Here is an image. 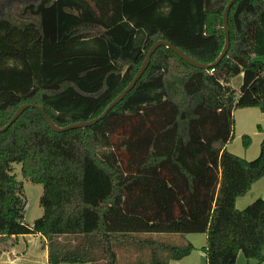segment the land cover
I'll use <instances>...</instances> for the list:
<instances>
[{
    "label": "trees",
    "instance_id": "1",
    "mask_svg": "<svg viewBox=\"0 0 264 264\" xmlns=\"http://www.w3.org/2000/svg\"><path fill=\"white\" fill-rule=\"evenodd\" d=\"M227 2L0 0V128L24 103L58 127L98 116L159 39L209 65L158 46L133 88L86 127L56 132L24 109L0 132L1 250L39 234L46 264H118L115 247L135 234L204 233L205 264H234L239 253L264 264V198L235 206L264 176V138L251 160L225 148L235 108L264 112V0L231 5L229 47L215 64ZM239 74L236 91L228 83ZM15 162L42 185L31 226ZM157 245L176 259L194 248ZM150 263L168 264L154 250Z\"/></svg>",
    "mask_w": 264,
    "mask_h": 264
},
{
    "label": "crops",
    "instance_id": "2",
    "mask_svg": "<svg viewBox=\"0 0 264 264\" xmlns=\"http://www.w3.org/2000/svg\"><path fill=\"white\" fill-rule=\"evenodd\" d=\"M233 79L234 77L231 79V81L228 84L232 88H234L236 91H238L240 83L239 85L234 86ZM233 117H234V129L237 128V132H238L237 135H240V134L250 135L253 139V142L259 146L261 140L264 138V112H262L258 107L235 108L233 110ZM234 129H233V133H234ZM252 139H251V142H252ZM230 144H231V141L227 142L225 145V148L229 152L234 154L235 152L231 151ZM246 151L247 152L241 155L242 158L246 160L253 159V157L257 156L259 153V149L257 150V148L255 149L253 148L252 153L250 155L248 152V147ZM257 198H264V176L258 179L257 181H255L251 185L250 189L244 195L236 198L235 206L238 209H242ZM171 234H174V233H171ZM151 235H152L151 233L135 234L134 236L136 237L137 240H134L130 243H123V244L117 245L116 246L117 249H115L116 256H117V263H119V255H120L119 251L122 250V253H125V252L128 253L129 247L132 246L131 248L132 254L128 255L126 253L129 256L128 260H126L127 263L129 262L131 264H151L150 262L152 258V252L154 250L156 256L161 260L167 261L168 264H197V259H195V256L192 255L193 253L192 250L187 255L179 259L172 258L170 256V253L167 251V249L162 248L159 245H157L158 243L169 244V245L171 244L165 241L156 240ZM19 236L20 235H18L17 237ZM148 236H150L151 238H148ZM17 237L16 239L18 240ZM195 238H196L195 236H191V240L189 241V243L192 244L193 246L196 244L194 241ZM177 239L178 238L174 237L173 240H177ZM42 241H43L42 246L44 249V259H46V262H45L46 264L47 263V247H46L44 238L42 239ZM12 248H13L12 250H0V264H18L17 263L18 256L13 257V253L18 255V252L14 249L13 246ZM239 259L241 260L240 264H248V261L242 258L241 253L237 255V258L234 264L238 263ZM98 262L100 263L101 261H98ZM87 264H93V263L87 262ZM204 264H205V255H204Z\"/></svg>",
    "mask_w": 264,
    "mask_h": 264
},
{
    "label": "rangeland",
    "instance_id": "3",
    "mask_svg": "<svg viewBox=\"0 0 264 264\" xmlns=\"http://www.w3.org/2000/svg\"><path fill=\"white\" fill-rule=\"evenodd\" d=\"M241 75H237L233 79V85H239L241 83ZM237 128L234 129L233 133V139L231 140V151L235 152V155L241 156L243 155L248 147V152L249 155L252 153L253 148H257V150L260 148V145L258 146L253 142V139L250 135L249 142L245 146L243 144L242 140V134L237 135ZM252 139V142H251ZM259 147V148H258ZM256 155V154H255ZM242 157V156H241ZM250 157V156H248ZM256 157V156H254ZM253 157V158H254ZM250 159V158H249ZM11 173H13L16 176L17 181L19 182V186H21V198L25 202V208L23 211V220L24 222L31 226L32 222L40 217L42 215V207L40 206V196L42 194V185L39 183H33L31 182L28 178L24 177L21 173V163H12L11 165ZM154 239L160 240V241H165L167 243H170L171 245L175 246H186L189 241L191 240V236H195V245L194 248L192 249V255L195 256V259H197V264H204V251H203V246L205 245V234L204 233H192V234H171V233H151ZM174 237L178 238L177 240H173ZM18 240L16 239V243L13 244L14 249L18 252V255L13 253V257H17V263L18 264H45L46 259H44V249H43V237L40 236L39 234H23L17 237ZM148 238H151L148 236ZM59 241L63 240H69L70 245L75 244L78 239L77 238H60L58 239ZM173 242H172V241ZM18 241V242H17ZM132 246L129 247L128 253H122V250L119 251V263L118 264H131L127 263L126 260H128V255L132 254L131 250ZM12 246L8 250H12ZM117 249V247H115ZM1 250V247H0ZM128 255H127V254ZM242 258L244 260L248 261V264H255L256 260L255 259H246L243 255ZM241 260L239 259L238 263L240 264ZM61 264H80V263H68V262H63ZM81 264H87V263H81ZM96 264H101V262L96 263Z\"/></svg>",
    "mask_w": 264,
    "mask_h": 264
},
{
    "label": "water",
    "instance_id": "4",
    "mask_svg": "<svg viewBox=\"0 0 264 264\" xmlns=\"http://www.w3.org/2000/svg\"><path fill=\"white\" fill-rule=\"evenodd\" d=\"M236 0H228V2L226 3L223 13H222V21H223V29H224V45L222 47V50L220 51L217 59L215 60V64L218 63L220 61V59L225 55L228 47H229V30H228V23H227V19H228V11L231 7V5L235 2ZM160 45H165L166 47L170 48L172 51H174L180 58H182L185 62H187L188 64L195 66V67H201V68H208L209 65L207 64H202L200 62L195 61L194 59H192L190 56H188L187 54H185L180 48H178L177 46L171 44L170 42H167L165 40H157L155 41L146 51L145 57L140 65V67L138 68L137 72L135 73V75L133 76L132 80L129 82V84L117 95L115 96L110 102L109 104L105 107V109L96 117L90 119V120H83V121H78V122H74L71 124H68L66 126L63 127H58L57 125L54 124V122L51 120V118L46 114L45 110L35 104V103H24L21 104L16 110L15 112L12 114V116L10 117V119L8 120V122L2 127L0 128V132L6 130L11 123L16 120V118L23 112L24 109L28 108V107H34L37 108L43 115L44 119L46 120L48 126L56 132H60V131H66L69 129H73V128H78V127H86V126H90L95 124L96 122H98L100 119H102L103 117H105V115L107 114V112L114 106L116 105L119 101H121L123 99V97L133 88V86L135 85L136 81L141 77V75L143 74V72L145 71V69L147 68L149 62H150V58L152 53L156 50V48Z\"/></svg>",
    "mask_w": 264,
    "mask_h": 264
},
{
    "label": "built area",
    "instance_id": "5",
    "mask_svg": "<svg viewBox=\"0 0 264 264\" xmlns=\"http://www.w3.org/2000/svg\"><path fill=\"white\" fill-rule=\"evenodd\" d=\"M211 70H213V69H211Z\"/></svg>",
    "mask_w": 264,
    "mask_h": 264
}]
</instances>
